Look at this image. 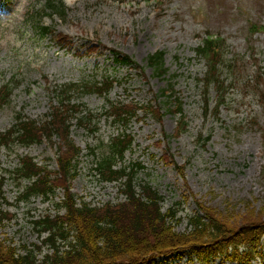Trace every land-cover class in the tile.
I'll return each mask as SVG.
<instances>
[{
  "label": "rangeland",
  "instance_id": "1",
  "mask_svg": "<svg viewBox=\"0 0 264 264\" xmlns=\"http://www.w3.org/2000/svg\"><path fill=\"white\" fill-rule=\"evenodd\" d=\"M0 1L5 2L0 3V85L17 81L12 102L0 105V133L12 128L18 115L45 122L56 105L54 90L78 87L68 94L77 105L70 115V136L82 150L75 158L78 172L68 180L76 201L97 207L125 199L117 194L116 184L99 182L92 168L111 149L100 145L109 147L114 137L123 135L133 140L123 164L141 163L135 181L159 191L164 209L173 206L184 216L199 205L231 211L230 222L237 227L244 223V213L264 209V101L259 96L264 91V33H250L253 24H264V0H166L161 7L155 0H65L64 17H45L54 36L43 39L24 23L31 8H38V0ZM61 33L70 43L55 38ZM207 33L221 35L227 59L238 67L235 72L222 69L228 90L217 114L215 88L210 89V110L205 114L198 83L206 65L195 49ZM113 50L128 55L135 65L117 63ZM159 51L164 52L166 68L160 75L149 64V57ZM106 78L113 82L107 99L94 91L95 84ZM170 86L183 103L188 123L181 133L177 127L183 116L170 104L174 97L163 93ZM118 102L157 103L160 117L139 112L128 120H116L110 112ZM54 140L55 145L44 139L29 148L0 146L6 198L0 212V240L22 253L24 245L33 249L41 243L35 221L58 212L63 186L50 199L24 200L21 195L30 182L18 179L15 171L21 156L57 171V154L67 146L62 138ZM163 155L170 158L168 162ZM187 229L186 220L176 226L180 232ZM186 257L160 261L185 264Z\"/></svg>",
  "mask_w": 264,
  "mask_h": 264
},
{
  "label": "trees",
  "instance_id": "2",
  "mask_svg": "<svg viewBox=\"0 0 264 264\" xmlns=\"http://www.w3.org/2000/svg\"><path fill=\"white\" fill-rule=\"evenodd\" d=\"M54 13L65 15V5L62 0H45L42 7L31 8L26 23L33 26L37 36L44 38L52 32L49 26L43 24L44 17ZM59 38L67 40L62 34ZM221 44L217 40H207L198 50L202 55H207V51L214 53L222 46ZM115 59L119 63L132 62L127 55L117 51H115ZM150 62L157 71H163L164 53L153 54ZM208 63L210 68L215 66L212 59L208 60ZM205 80L206 87L210 84H218L219 80L215 77L213 68L208 71ZM13 82L0 86L1 105L11 101ZM101 86L96 87L103 90L106 84ZM65 92L67 91H62ZM223 101L224 99L218 102V105ZM138 107L132 104L126 105L115 109V113L119 117L122 116L121 118L137 115ZM57 111L58 107L54 108L52 119L42 125L35 120L25 121L19 115L12 129L0 134V145L18 142L28 146L42 143L44 139L53 142L52 138L56 133L63 137L67 146L66 151L58 156L59 171L55 172L54 176L38 166L32 157H25L17 169L18 175L28 180L36 177L32 186L22 195L24 199H29L35 193L48 196L59 186L65 188V199L60 204L65 208V214L47 215L36 222L41 233L48 232L49 235L43 239V244L51 251L46 253L43 259L38 260L32 249L21 253L11 245L0 242V264H154L157 256L186 249L193 251L203 262L227 253L229 248L232 249V258L240 260L242 264L250 262L257 255H263L257 249L261 245L260 237L264 233V209L257 213L252 210L247 211L241 216L244 217V223L237 227L230 222L234 218L231 211L221 212L217 209L203 208L200 209L202 215L198 213L187 215L188 229L180 232L176 230V226L184 219L179 216V209L169 208L163 212L159 205L162 198L156 192L145 187L142 193L146 197L144 200L140 197L142 195L138 197L135 195L130 182L126 191L130 198L129 202L96 208L86 203L77 206L76 196L70 192L68 180L77 174L78 165L74 160L78 156V151L69 138L70 125L67 123L66 114ZM150 111L160 114L158 107H150ZM182 111L180 105L177 112L182 113ZM181 125L182 128L185 125L187 127L185 119L181 120L180 128ZM115 144L112 145V154L104 156L97 164L104 179L122 177L126 174L124 169L114 170L113 164L116 154L121 153V149L117 148H125L127 143L119 140ZM164 158L169 157L164 156ZM3 184L4 179H1L0 207L5 200ZM240 246L244 248L242 253L239 251ZM36 248L42 250L41 246Z\"/></svg>",
  "mask_w": 264,
  "mask_h": 264
}]
</instances>
